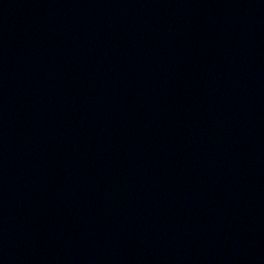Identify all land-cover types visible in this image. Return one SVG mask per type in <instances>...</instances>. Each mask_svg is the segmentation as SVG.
<instances>
[{
  "label": "water",
  "instance_id": "obj_1",
  "mask_svg": "<svg viewBox=\"0 0 264 264\" xmlns=\"http://www.w3.org/2000/svg\"><path fill=\"white\" fill-rule=\"evenodd\" d=\"M0 264H264V0H0Z\"/></svg>",
  "mask_w": 264,
  "mask_h": 264
}]
</instances>
